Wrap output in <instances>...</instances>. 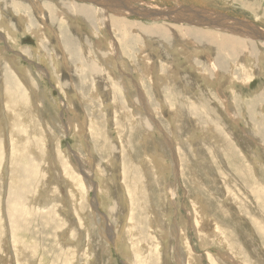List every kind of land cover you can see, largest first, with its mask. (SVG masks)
I'll use <instances>...</instances> for the list:
<instances>
[{"label":"rangeland","instance_id":"1","mask_svg":"<svg viewBox=\"0 0 264 264\" xmlns=\"http://www.w3.org/2000/svg\"><path fill=\"white\" fill-rule=\"evenodd\" d=\"M37 1L0 0V264H264V0Z\"/></svg>","mask_w":264,"mask_h":264},{"label":"bare ground","instance_id":"2","mask_svg":"<svg viewBox=\"0 0 264 264\" xmlns=\"http://www.w3.org/2000/svg\"><path fill=\"white\" fill-rule=\"evenodd\" d=\"M37 1V0H36ZM83 1H88V2H90L91 1V3H92V0H83ZM30 2H31V0H30ZM34 2V4H35V1H33ZM38 2V1H37ZM93 2H99V5H101V7H103V12L102 13H104V14H101V12L100 11H94V10H91V9H84V8H76V10H72V13H73V15H74V17H86L87 19H89V20H93V16H94V19H97V21L98 22H101L102 21V23H105V22H107L108 21V17L110 16L109 14H108V12L110 11V10H112V8L110 7V9L108 8V7H106V6H109L110 5V3H105V2H107V0H93ZM116 2V1H115ZM32 3V2H31ZM39 4H40V2H38ZM38 3H37V5H38ZM243 3H244V1H243ZM26 4V3H25ZM107 4V5H106ZM113 4V3H112ZM130 4V3H129ZM129 4H126V3H124L122 6H117V5H114V7H116V11H118V12H120L121 10H122V8H124V11L126 10V11H128V12H130L133 8H131L132 6H130ZM27 5V4H26ZM36 6V5H35ZM34 6V7H35ZM39 6V5H38ZM40 6H43L42 4L40 5ZM64 6V5H63ZM66 6V5H65ZM64 6V7H65ZM73 6V5H72ZM141 6V5H140ZM3 7V6H2ZM26 7V6H25ZM33 7V8H34ZM50 7V6H49ZM63 7V8H64ZM74 7V6H73ZM92 7V6H91ZM32 8V7H31ZM39 8V7H38ZM51 8V7H50ZM49 8V9H50ZM61 8V7H60ZM67 10H68V7H65ZM75 8V7H74ZM167 8H169V7H167ZM49 9H48V11H49ZM170 9H172V8H170ZM40 10H41V8H40ZM105 10V11H104ZM113 10H114V8H113ZM143 10V9H142ZM151 11H154V10H152V7H151V9H150ZM10 11V10H9ZM30 11V10H29ZM39 11V10H38ZM102 11V10H101ZM156 11V10H155ZM158 11V10H157ZM34 12H35V10H34ZM33 12V13H34ZM69 12V11H68ZM38 13V12H37ZM36 13V14H37ZM66 13H67V11H66ZM110 13V12H109ZM125 13V12H124ZM149 12H147V14L144 12V13H141L140 15H143V18L144 17H152V16H156V15H153V13H151V14H148ZM159 13H161V12H159ZM157 14V15H160V14ZM165 14V16L167 17V15L169 16V14H168V12H162V14ZM40 14V13H39ZM69 14V13H68ZM126 14V13H125ZM156 14V13H155ZM38 15V14H37ZM139 15V14H138ZM144 15H149V16H144ZM108 16V17H107ZM117 16V15H116ZM37 17V16H36ZM158 16H156V18H157ZM161 17V16H160ZM42 18V17H41ZM40 18V19H41ZM85 18V19H86ZM155 18V17H154ZM165 18V17H164ZM44 19V18H43ZM160 19V18H159ZM163 20V19H162ZM184 20V19H183ZM45 21V20H44ZM85 21V20H84ZM41 22H42V20H41ZM113 22V21H112ZM114 22H115V20H114ZM116 22H118V21H116ZM115 22V24H117L118 25V23H116ZM6 23V22H5ZM21 23V22H20ZM43 23V22H42ZM45 23V22H44ZM124 23V22H123ZM247 23V22H246ZM22 24V23H21ZM100 24V23H99ZM112 24V23H111ZM115 24H114V26H115ZM5 25V24H4ZM6 25H7V23H6ZM5 25V26H6ZM113 25V24H112ZM119 25H120V23H119ZM22 26V25H21ZM102 26H104V25H102ZM107 26V25H106ZM122 26V25H121ZM24 26H22V28H23ZM100 27V26H99ZM6 28H8V26L6 27ZM104 28V27H103ZM116 28V27H115ZM114 28V29H115ZM165 29H166V26L164 27ZM160 29H162V28H160ZM160 29L159 30H156L157 32L158 31H160ZM10 30V29H9ZM120 29H118V31H119ZM155 29H153L152 31H154ZM163 30V29H162ZM171 30V29H170ZM21 31V30H20ZM146 31H148V30H146ZM151 31V30H150ZM164 31V30H163ZM172 31H173V29H172ZM171 31V32H172ZM11 32H12V29H11ZM121 32V31H120ZM139 32H140V29H139ZM139 32H138V34H139ZM169 32V31H168ZM174 32V31H173ZM172 32V33H173ZM193 32V31H192ZM143 33V32H142ZM153 32H151V34H152ZM159 34H160V32H158ZM175 33V32H174ZM254 36L256 35V36H258V35H260L262 38H264V32H261V31H259V32H256L255 31V34H254V31L253 32H251ZM11 34V33H10ZM14 34V33H13ZM33 34V33H32ZM124 34V33H123ZM144 34V33H143ZM155 34H157V33H155ZM155 34L153 33V35L155 36ZM162 34H163V32H162ZM161 34V35H162ZM165 34V33H164ZM163 34V35H164ZM249 34V33H248ZM258 34V35H257ZM16 35V34H15ZM54 35V34H53ZM140 35V34H139ZM169 35V34H168ZM172 35V34H171ZM187 35H188V33H187ZM6 36V35H5ZM145 36V35H144ZM152 36V35H151ZM170 36V35H169ZM212 36V35H211ZM253 36V37H254ZM45 37H47V36H45ZM56 37V36H55ZM156 37V36H155ZM161 37V36H160ZM160 37L158 38V39H160ZM172 37V36H171ZM175 37V36H174ZM215 37V36H214ZM251 37V36H250ZM7 38V37H6ZM34 38V37H33ZM213 38V37H212ZM229 38V37H228ZM255 38V37H254ZM257 38V37H256ZM42 39V38H41ZM49 39V38H48ZM50 39H53L52 38V36L50 37ZM163 39V38H162ZM204 39H206V38H203V40ZM221 39V38H220ZM10 40V39H9ZM165 40H166V38H165ZM229 40V39H228ZM249 40V39H248ZM4 41V40H3ZM6 41H8V40H5V42ZM51 41V40H50ZM57 41H58V39H57ZM207 41H208V39H207ZM209 41H211L210 39H209ZM217 41H219V40H217ZM215 39L214 40H212L211 42H213L214 44H216V46L217 47H223L224 45H226V46H228V47H230V52H238V50H239V48H240V46H241V43H239L238 41H236V40H233V41H227L226 39L224 40V41H222L221 40V42L219 41V42H217ZM210 42V43H211ZM9 45H10V43H8ZM16 45V44H15ZM19 46V45H18ZM41 49V48H40ZM39 49V50H40ZM227 49H229V48H227ZM122 52V51H121ZM123 56V55H122ZM117 57V56H116ZM116 57H115V59H116ZM186 58V57H185ZM187 59V63L188 64H191V59H190V57H188V58H186ZM210 59V58H209ZM46 61V60H45ZM211 61H212V59H211ZM39 63V62H38ZM36 64V63H35ZM122 67V66H121ZM136 69V68H135ZM140 70V69H139ZM138 70V71H139ZM15 73V72H14ZM128 74V73H127ZM141 74H143V73H141ZM106 75H107V73H106ZM129 75V74H128ZM131 76V75H130ZM139 76V75H138ZM137 76V77H138ZM144 76V75H143ZM141 77H142V75H141ZM141 77H140V79H141ZM171 77H172V74H171ZM145 78V77H144ZM159 78V77H158ZM169 76H162L161 77V80H162V82L163 83H165V82H169ZM131 79V78H130ZM22 82V81H21ZM140 82V81H139ZM23 83V82H22ZM101 83V82H100ZM173 83V82H172ZM98 86V85H97ZM13 87V86H12ZM15 87V86H14ZM100 87H101V85H100ZM32 88V87H31ZM139 88V87H138ZM15 89V88H14ZM99 89V88H98ZM24 94V93H23ZM22 94V95H23ZM4 96V95H3ZM25 96V95H24ZM95 96H96V94H95ZM43 97V96H42ZM97 97V96H96ZM95 97V98H96ZM24 98V97H23ZM32 98H33V96H32ZM25 100H26V98H24ZM35 99V98H34ZM33 99V100H34ZM25 100H23V103H24V101ZM21 101V100H20ZM35 101H36V99H35ZM38 102V101H37ZM26 103V102H25ZM32 103V102H31ZM33 103H34V101H33ZM35 104H37V103H35ZM30 105H32V104H30ZM44 106V105H43ZM27 107H28V105H27ZM26 107V108H27ZM31 107V106H30ZM114 107V106H113ZM117 107V106H116ZM25 108V109H26ZM120 108V107H119ZM8 109V108H7ZM30 110V109H29ZM176 110H177V108H176ZM28 110H24V112H25V114L24 115H27V112ZM32 111V110H31ZM22 112V111H21ZM23 112V113H24ZM33 112H34V110H33ZM36 112V111H35ZM1 113V112H0ZM81 113V112H80ZM0 115H3V114H0ZM81 115V114H80ZM174 115H175V117H176V115H177V113H176V111L174 110ZM173 115V116H174ZM13 116H15V115H13ZM21 117V116H20ZM29 117V116H28ZM174 117V118H175ZM14 118V117H13ZM12 119V118H11ZM16 120V119H15ZM14 120V121H15ZM17 120H19V118L17 119ZM14 121H12V125L14 126L15 125V122ZM23 121V120H22ZM148 122V121H147ZM27 123V122H26ZM9 124H11V123H9ZM18 124H20V122L18 123ZM22 124V123H21ZM20 124V125H21ZM83 124V123H82ZM18 126V125H17ZM10 127H11V125H10ZM68 127V126H67ZM34 128V127H33ZM32 128V129H33ZM29 129V128H28ZM27 129V130H28ZM68 129V128H67ZM198 130V129H197ZM32 131V130H31ZM153 131V130H152ZM0 132H1V128H0ZM27 132H29V131H27ZM33 132V131H32ZM35 132V131H34ZM32 135V134H31ZM203 135H205V134H203ZM215 135V134H214ZM12 136H14V134L12 135ZM34 136V135H33ZM148 136V135H147ZM151 137V136H150ZM205 137V136H204ZM14 138V137H13ZM154 138V137H153ZM203 138V137H202ZM47 140V139H46ZM125 140V139H124ZM153 140V139H152ZM10 142V141H9ZM46 143V142H45ZM81 143H83V142H81ZM169 143V142H168ZM238 143V142H237ZM194 144V143H193ZM240 145V144H239ZM27 147V146H26ZM214 148V147H213ZM242 149V148H241ZM194 150H195V148H194ZM30 153H32L31 151H30ZM147 153V152H146ZM13 155V154H12ZM35 155H37L36 153H34V156ZM175 155V154H174ZM38 156V155H37ZM158 156V155H157ZM162 156V155H161ZM159 157V156H158ZM160 158H162V157H160ZM182 158V157H181ZM35 160V159H34ZM157 160H160V159H157ZM162 160V159H161ZM187 160V159H186ZM153 160L151 159V158H149V160L147 159V163H149L150 164V162H152ZM156 161V160H155ZM83 162V161H82ZM160 163V162H159ZM187 163H188V160H187ZM70 164V163H69ZM155 164H158V162H155ZM177 164V163H176ZM83 164H81L80 166H82ZM150 165H152V163L150 164ZM160 166H161V168L162 167H164V166H162V164H159ZM181 165V164H180ZM84 166V165H83ZM87 166V165H86ZM75 168V167H74ZM86 168V167H85ZM84 169V168H83ZM75 170V169H74ZM183 170V169H182ZM91 171H92V169H91ZM144 171V170H143ZM165 171V170H164ZM75 172V171H74ZM88 172V170L86 171H84V172H80V173H83V174H86ZM167 172V171H166ZM90 173V172H89ZM88 174V173H87ZM78 176H80V175H78ZM168 176V175H167ZM85 178V177H84ZM191 178V177H190ZM198 179V178H197ZM85 180H87V178H85ZM90 180V179H89ZM186 181V180H185ZM85 183V182H84ZM57 184V183H56ZM81 184V183H80ZM98 189V188H97ZM229 201V200H228ZM175 207V206H174ZM198 223H199V221H198ZM174 233V232H173ZM181 236V235H180ZM182 237V236H181ZM205 240V239H204ZM207 243V242H206ZM222 248V247H221ZM132 252H134V251H132ZM134 256V255H133ZM190 263V262H189ZM194 264V263H193Z\"/></svg>","mask_w":264,"mask_h":264}]
</instances>
